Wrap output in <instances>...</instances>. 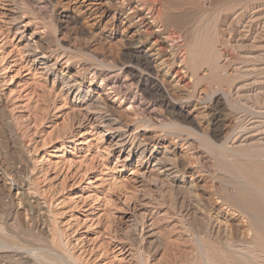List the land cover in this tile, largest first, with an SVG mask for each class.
<instances>
[{
  "label": "rangeland",
  "instance_id": "1",
  "mask_svg": "<svg viewBox=\"0 0 264 264\" xmlns=\"http://www.w3.org/2000/svg\"><path fill=\"white\" fill-rule=\"evenodd\" d=\"M121 1L0 0V257L4 261L16 253L30 264H188L199 254V240L190 231L193 218L185 215L184 206L173 207L170 184L152 167V159L141 160L138 144L158 139L160 148L169 149L175 143L177 158L194 171L202 170V188L207 193L217 190L214 156L206 153L204 143L225 144L229 129L237 127L243 107L234 69L240 67L238 56L250 45L257 47L258 41L249 36L237 43L230 35L231 14L223 9L233 0H214L218 9L221 6L217 13L222 24L215 32L208 28L210 33L202 29L213 16L208 9L212 0H160L164 12L184 24L185 30L171 28L180 35L179 44H184L186 35L190 39L192 31H200L201 45L208 34L214 35L219 66L227 61L219 73L224 83L218 85L210 80L203 62L193 71L190 64L177 65L182 80L161 70L156 80L165 91L164 99L130 77L127 25L123 15L116 14ZM207 24L206 29L211 26ZM253 25L261 29L259 21ZM31 33L42 38L37 57L52 53L46 65L55 63L54 72L46 73L33 62L34 52L27 43ZM168 42L163 47L169 58ZM151 45L145 42V48ZM66 71L80 83L79 90L67 92L61 80ZM102 89L111 91L101 95L99 105L118 119L114 132L86 119L82 100L89 90L101 94ZM216 98L221 100L218 106ZM165 100L175 111L165 106ZM90 106L97 111L96 103ZM178 108L192 112L194 125L181 123ZM213 129L220 130L222 140L213 138ZM123 134L129 136L128 143L115 148L114 138ZM230 139L231 146H226L234 149ZM235 218L233 224H242Z\"/></svg>",
  "mask_w": 264,
  "mask_h": 264
},
{
  "label": "bare ground",
  "instance_id": "2",
  "mask_svg": "<svg viewBox=\"0 0 264 264\" xmlns=\"http://www.w3.org/2000/svg\"><path fill=\"white\" fill-rule=\"evenodd\" d=\"M88 1L84 0V3H88ZM146 1L148 2V0H123L120 3L119 11H116V14L119 12L123 15V24L127 25L126 30L128 32L125 37L129 42L127 44L130 64L126 67L133 82L135 81L145 91L155 92L156 95L159 94L165 99V91L156 80L161 70L167 69L166 73H174V77L182 80V70L180 68L176 69L178 68L177 65L190 64L193 71L195 64L203 62L206 63L208 68L210 80L217 85L221 82L224 83L225 78L222 80L219 73L221 69L227 67L224 65L227 61L219 66L217 55L213 51L214 35H212V39L211 35L208 34L207 39L201 45L199 40L200 31H189L191 34L190 39H187L188 36L184 31V35H186L185 42L181 45L178 43L181 39L180 35L177 36V33H173L171 29H184V24L177 19L178 16L176 18L164 12L165 9L163 8V10L160 7V0H150V3ZM237 1L233 0L228 3L230 5L225 6V10L223 9L225 14L227 12L231 14V19L228 17L230 21L228 20L227 29H229L230 35H233L232 38L237 39V43L240 41L241 43L245 42L251 36L252 40L258 41V45L257 47L256 45L255 47L250 45L248 52L241 53L236 63L240 67L234 69L236 70V75H234L235 81H237L236 86L238 85L236 90L239 91L238 97L241 98L243 107L240 108L242 109L241 116L237 117V127L229 129V138L225 144L204 143L206 140L203 142L206 144V153H212L214 156L218 171V175L214 179L219 184L217 190L207 193L202 188L203 186L200 185L203 178L202 170L200 168V171H198L199 169L197 171L190 169L188 162L183 164V161L177 158L179 151L175 148L177 147L175 143H172V148L170 146L169 149L168 147L160 148L158 139H152L148 142L140 141L138 144V149L141 151L139 154L141 160L149 161L152 159V167L155 168L158 175L170 184L173 191V200L175 201H172V203H175L173 207L180 209L184 206L185 215L188 214L194 220L190 224V231L199 240L198 248H196V252L199 254L195 255V260L190 261L188 264H264V0ZM213 2L214 0L208 4V9L212 12L207 10L213 16L208 18L209 14H207V17L203 14L205 19H209L208 22L205 20L206 23L203 21L204 25L208 26L207 23L211 25L207 29L206 26L202 29L207 33H210L208 28L210 30L215 29L213 31L215 32L217 24L220 25L221 23V18L218 15L221 6L218 9L215 5L219 6L220 4L217 2L213 4ZM235 7L238 8L235 10ZM143 12L146 13L147 17L143 15ZM253 13L255 16L252 15ZM221 14L223 13L221 12ZM257 18H260L261 21ZM181 20L183 19L181 18ZM254 21H259L260 30L253 25ZM237 27L240 29L239 35ZM130 32L131 34L128 35ZM27 40L28 46L34 52L33 62L41 65L46 73L54 72L55 63L49 66L46 65L48 61H51L52 53L46 51L39 57L35 54L42 49L40 45L42 38L38 33H31ZM147 41H151L152 44L149 48H145V42L147 43ZM164 41H169L171 44H169L170 59L165 54L168 51L163 47ZM198 46H202V50ZM65 67L67 66L65 65ZM220 67L222 68L220 69ZM66 73L62 74L61 72L63 79H60L64 80L65 89L68 93H71L72 89L78 88L80 83L74 76H69ZM242 79H252L253 81L251 83L246 80L245 82L239 81ZM89 92V94H86L87 99L82 100V104L85 105L87 110L86 119L88 122L93 121L96 125L114 132L113 127L118 126V119L99 105L102 102L101 95L109 96L111 91L106 93L102 89L101 94H94L90 90ZM92 103L98 105L97 111L92 110L90 106ZM164 104L167 108L171 107L175 111L176 107L172 106L171 102L165 100ZM220 104V98H216L215 106ZM177 113L182 124L194 125L195 117L192 116V112L178 108ZM217 131L218 129L212 130L213 138L222 140L220 130ZM128 137L125 134L117 135L114 138L113 146L115 148L124 147L128 143ZM230 137L233 139L234 149H228L226 146L229 145ZM130 150H128V153ZM148 150V156L145 157ZM213 156L211 157L213 158ZM180 215L182 216L181 212ZM233 217L242 219V224H233ZM8 252L11 254L10 251ZM10 256L8 255L9 261H4L0 257V264H13L12 262L15 264H30L21 255L15 253ZM14 256L17 258L15 257V259Z\"/></svg>",
  "mask_w": 264,
  "mask_h": 264
}]
</instances>
